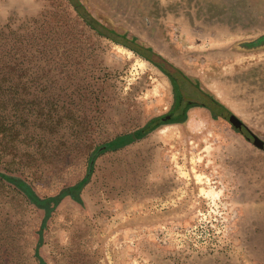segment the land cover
Returning <instances> with one entry per match:
<instances>
[{
	"label": "rangeland",
	"instance_id": "obj_1",
	"mask_svg": "<svg viewBox=\"0 0 264 264\" xmlns=\"http://www.w3.org/2000/svg\"><path fill=\"white\" fill-rule=\"evenodd\" d=\"M28 7L0 24V264H264V0Z\"/></svg>",
	"mask_w": 264,
	"mask_h": 264
},
{
	"label": "trees",
	"instance_id": "obj_2",
	"mask_svg": "<svg viewBox=\"0 0 264 264\" xmlns=\"http://www.w3.org/2000/svg\"><path fill=\"white\" fill-rule=\"evenodd\" d=\"M77 7L79 9H81V14L83 15V17L91 23H96L97 25H99L102 29H96L101 35H105L107 37H110L111 39L115 40L117 43L123 44L131 49H133L134 51H136L137 53H139L140 55H142L143 57H145L146 59H148L149 61H152L153 63H155L157 66H159L160 68H163L164 70L166 69L167 72L169 74H171V77L173 78V80L176 78V76L179 74V71L177 69H175V67H173L170 63H168L164 58H162L160 55L156 54L152 49L144 47L142 45L139 44H135V42L132 39H128L125 35H119L117 33H114L113 31H109L105 28H103L100 24H98L96 21H94L90 15H88L87 13H84V9L82 7L81 4H78ZM99 28V27H97ZM174 82L176 83V79L174 80ZM178 95L180 96V93L178 92ZM204 96L209 99L210 101V106L209 108L211 109V111L213 112V114L215 116H231L232 114H230V112L228 111V109H226L221 103H219L215 98L209 96L208 94H204ZM182 98V97H181ZM183 118H186V111L182 114ZM157 126V122L151 121L145 128H143L141 131H139L136 134L127 136V137H121L119 139H116L111 145H108L107 147L109 148L110 146H114V147H120L123 146L127 143H129L130 141H133L135 139H138L140 137H143L145 135H147L148 133L152 132ZM98 153L94 154V156L92 157V161H91V166H90V171L88 174V177H90V175L92 174V170H93V166H94V162L96 160V158L98 157ZM9 180H11L12 182H14L15 184H17L24 192H26L30 198L32 199V201L38 205L39 207L45 208L47 211V216L50 214L51 209H49L48 207V203L50 200H54L55 202H58V199L54 198V199H40L39 197H37L36 195H34L32 193V191H30V188L28 187V185H26L25 183H23V181H21L20 179L17 178H10ZM87 182V180H85L84 182H82L78 187L76 188H72L69 189L68 192H74L79 194L82 187L84 186V184Z\"/></svg>",
	"mask_w": 264,
	"mask_h": 264
},
{
	"label": "clouds",
	"instance_id": "obj_3",
	"mask_svg": "<svg viewBox=\"0 0 264 264\" xmlns=\"http://www.w3.org/2000/svg\"><path fill=\"white\" fill-rule=\"evenodd\" d=\"M31 0H0V24H15L28 18Z\"/></svg>",
	"mask_w": 264,
	"mask_h": 264
},
{
	"label": "water",
	"instance_id": "obj_4",
	"mask_svg": "<svg viewBox=\"0 0 264 264\" xmlns=\"http://www.w3.org/2000/svg\"><path fill=\"white\" fill-rule=\"evenodd\" d=\"M228 120L242 133L249 132L248 128L235 115L229 116Z\"/></svg>",
	"mask_w": 264,
	"mask_h": 264
}]
</instances>
